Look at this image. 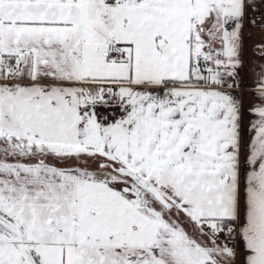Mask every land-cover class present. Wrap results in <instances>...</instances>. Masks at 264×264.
<instances>
[{"label": "snow or ice", "instance_id": "1", "mask_svg": "<svg viewBox=\"0 0 264 264\" xmlns=\"http://www.w3.org/2000/svg\"><path fill=\"white\" fill-rule=\"evenodd\" d=\"M0 264H264V0H0Z\"/></svg>", "mask_w": 264, "mask_h": 264}]
</instances>
